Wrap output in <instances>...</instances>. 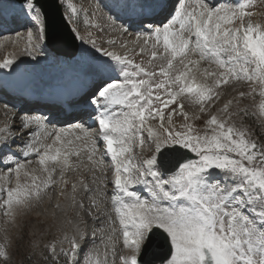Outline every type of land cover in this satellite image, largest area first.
Here are the masks:
<instances>
[{"label": "snow or ice", "instance_id": "snow-or-ice-1", "mask_svg": "<svg viewBox=\"0 0 264 264\" xmlns=\"http://www.w3.org/2000/svg\"><path fill=\"white\" fill-rule=\"evenodd\" d=\"M177 3L179 7L169 21L150 33L155 37L151 58L155 60L159 55L166 60V66L161 64L158 71H149L127 57L104 52L114 63L104 62L96 69L102 79L89 100L92 111L83 114L95 117L98 131L94 135L81 123L74 127L83 133L85 144H91L88 160L96 157L100 139L106 148L104 155H110L114 165L117 191L111 201L116 205L115 212L122 226V245L128 249L127 254L120 257L122 264H144L142 254L147 252L157 231L169 246L160 264H264V148L258 149L244 131L228 126L216 116L207 121L214 127L210 134L204 135L194 133L191 125H185L186 131L175 133L168 129L157 133L152 127H145L150 118L159 120L163 127V110L185 94L196 103L211 101L217 94L215 89L227 84L231 77L258 81L262 89L260 96L264 97V29L251 23L243 26L244 17L251 15L245 11L248 4L233 8L209 5L207 0H194L193 4L187 0L180 4L177 0ZM68 7L71 20L76 9L72 4ZM143 8V0H113L108 11L119 19L120 13L142 15ZM21 11L40 26L43 34L41 17L44 13L38 0H22ZM236 20L241 21V27H227ZM144 25L142 21L141 26ZM28 38L29 55L34 59L43 55V49L31 43V32ZM159 44H162V52L158 53L155 46ZM177 60L183 70L173 74ZM14 63L12 59H5L0 68H11ZM202 63L215 64L223 70L214 84L209 83L208 78L216 77L217 73L208 69L200 72ZM198 72L202 79H198ZM104 76L114 78L105 80ZM157 76L159 80L155 79ZM114 106H120V111H115ZM177 107L181 115H185L184 105L177 104ZM227 108L225 105V111ZM260 115L264 116V102L260 104ZM44 127V119L36 116L23 120L16 131L35 137L36 129ZM143 131L151 140L152 154L134 163L129 154L134 145L143 147L145 144ZM66 135L67 132L60 130L35 143H25L27 150L22 154L25 158L35 154L46 178L33 175L30 185H21L19 177L25 165L11 152L8 133L0 134V168L14 172L17 181L14 188L6 189L7 198L0 205L6 207L5 215L31 207L34 200L46 195L56 183L57 169L61 173L60 180L67 184L65 173L76 167L72 157L79 158L85 149L78 148L73 140H64ZM51 137H54L51 143L47 142ZM80 139L79 135L75 137V140ZM14 142L15 137H12ZM185 149L195 153L197 159H186ZM99 163H103L102 156ZM24 175L31 174L25 171ZM106 180V174L97 176L94 172L91 182L97 185L95 189L83 181L79 189L73 184L72 203L81 211L85 209L83 198L77 199L75 195L79 190L100 212L108 195ZM137 185L144 187L151 197L150 202L133 190ZM249 209L252 215L248 214ZM115 222L112 220L109 227ZM82 238L88 240L86 230ZM70 243L69 251L60 249L58 252L53 247L51 254L57 260L60 254L72 257L68 264H84L88 257H79L83 244L75 239ZM10 260L9 248H0V264H9ZM89 264H107V260H89Z\"/></svg>", "mask_w": 264, "mask_h": 264}, {"label": "rangeland", "instance_id": "rangeland-1", "mask_svg": "<svg viewBox=\"0 0 264 264\" xmlns=\"http://www.w3.org/2000/svg\"><path fill=\"white\" fill-rule=\"evenodd\" d=\"M80 1L81 0H60L65 18H68L71 14L68 7L69 4H72L76 9V13L73 15L71 21L72 23L74 22V29L72 30L79 41L78 54L80 55L81 53L86 57L83 59L84 61L82 64H91L89 62H92L93 67L92 65H87L86 67H92L96 70L101 65V60L106 58L103 54L104 52H112V50L115 51L118 46L125 47L128 43V39H131L134 36V33L123 32L119 23L116 22L106 11L105 6L107 3L101 2L100 0H86L85 2ZM190 1L191 0H187L189 4ZM207 3H210V5L216 4L213 1L211 2V0H207ZM240 4H248L249 6L245 10L252 13V16L244 17L243 26L246 27L249 23L253 25L256 20H260L261 22L260 24L258 23V27L264 29V0H243ZM9 5L10 7L22 8V4H18L14 1L9 2ZM221 5H225L223 1L216 4V6ZM171 14H169V18L165 20V23L169 21ZM160 25H157V27ZM227 27H241V21L236 20L234 24L227 25ZM23 29H25L24 31H30V29L35 30L31 27H24L22 30ZM79 30H82V33L85 35V40L83 41L81 37L77 36L80 34ZM154 30L155 28L139 31L137 36H141V39H145V45L143 46L145 50L144 48L142 49L141 46H138L136 47V50L133 49L135 50L133 53L127 55L128 59L140 64L149 71H158L161 64L166 66V60L161 59L159 55L155 60L151 58V52L154 50L153 46L155 43V37L154 35H150V33H154ZM15 32H17V30L7 33V35H14L13 33ZM2 39H0V60L5 59V53L11 47L9 44H2ZM32 42L31 43L33 45L43 49L44 54L38 55L35 58L37 62L38 57H41L49 60L51 63H55L56 65H63L59 64V59L51 57L49 56L50 54H47L48 52L44 50L39 40L34 39ZM21 44L22 42L19 46H21ZM93 48L96 50L102 49V51L92 53L94 50ZM133 50L129 49L128 52ZM155 50L158 53L162 52V44L156 45ZM79 55H77L76 59L79 58ZM85 59L89 62H86ZM61 60L65 61L64 64L66 66L70 61L64 60L63 58ZM58 65L57 67H59ZM61 67H59L60 70ZM204 69L217 73L216 77L208 78V81L211 84H214V80L216 78H220L219 73L223 71L215 64L209 65L208 63H202L201 66H199L200 72ZM180 70H183V66L179 64L178 60L174 61L173 74L178 73ZM198 74L199 73H197L198 79H202V77ZM26 75L28 76V74ZM155 79L159 80L160 77L157 76ZM36 81H38V79ZM261 90L262 89L258 81L253 82L231 77L229 78V82L227 84H222L219 88H216L215 93L217 94L213 96L211 101H207L205 103L206 111L204 115L200 118L192 115V119H189L191 118L189 117L186 120L183 116H172V121H174V124L178 127L174 129L173 125L169 123L167 129L173 133L176 131L183 132L186 131L185 125H191L193 132L196 134H210L211 129L214 126L208 125L207 121L213 114L218 118V120L226 122L228 126L244 131L247 134L248 139L258 145V149L264 148V116L260 115V104L264 102V97L260 96ZM241 93L244 95L241 96ZM177 101L184 103L185 109H187L186 111L193 114L192 112L197 106L193 98H191L188 94H185V96L179 97ZM225 101H231V106L227 108V111H225V107H223ZM2 104L3 103L0 102V111L7 108ZM10 107L11 109H8L10 111H14V108L12 106ZM114 110L119 112L120 107H115ZM167 113H170V110ZM1 115L2 114L0 112V134L5 132L8 133L9 143L11 144V152L16 154L15 159L25 165V168L21 169L20 172L19 182L21 185H30L32 182L31 177L33 175L39 177V179H45L46 174L41 171V166L38 163L36 155L30 154L27 158H25L22 153L27 150L24 148L26 142L30 141L35 143L37 139L48 136V134H43V128H39V130L36 129L37 131L35 137L26 135L24 137L25 140L21 141L18 140L19 138H15L17 143L13 144L12 137H16L17 135L21 136V132L16 131V129H20L19 126H21L22 121L28 119L29 117L15 111H11L6 117H2ZM45 126L50 128L48 123H45ZM54 126L55 125H53V127ZM94 127H92L94 131L90 128L88 129L93 131L95 134L96 129H94ZM73 132L74 131H71L69 136L74 137L73 141L78 148L85 150L81 152L79 158L72 157L73 163L76 167L65 173L64 179L67 180V184H64L60 180L61 173L60 170L57 169L56 173H54L56 183L47 190V194L43 195L41 199L34 200L31 207L18 209L11 215H5V212L7 211L6 207L0 206V248H9L11 255L9 264H68L72 257L66 258L63 254H60L59 259L57 260V257L51 254V249L54 247L58 252L60 249H63L65 252L71 249L70 241L74 240V233L76 230L75 227L77 226L75 225L76 223H78V225H88L90 230L94 229L91 230L93 235L91 241L89 240L90 245L85 251L79 253L80 258H84L86 256L88 257L87 259H84V264H89V260L96 259H100L101 261L106 259L107 264H122L120 257L123 256V253L126 250L124 249L120 239L121 235L117 223L116 213L109 205L111 202V196L109 195L111 194V168L103 161L105 164L100 166L99 170L98 164H101L99 163L100 157L98 153L93 160H88L87 153L90 151L91 145H86L83 141V136L81 135H79L81 137L80 141L75 140V134ZM164 135H167V133H164ZM51 138H49V141ZM64 139L70 140L71 138L65 136ZM144 140L145 144L143 145L142 150H139L140 153L139 151L136 152V145L133 146L134 155L139 153V155L135 157V162L142 161L152 154L149 150L151 142H149L147 138H144ZM152 148L154 149V145H152ZM98 152L100 153L101 150ZM9 159H12V157H9ZM25 171L29 172L31 175L25 176ZM94 172L97 176L106 174L107 180L105 183H107L106 192H108V195L101 206L100 212H97V210L91 206L92 201L88 198V196L78 190L75 195L77 196V199L83 198L85 205V209L81 211L72 203L71 198L74 195L72 192V185L77 184L79 189L80 182L83 181L90 188L95 189L97 185L91 182ZM16 182L14 172H5L4 168H0V205H2L3 200L7 198L6 189L14 188ZM37 182H39V180ZM86 215H88L87 219H85ZM112 220H115L116 222L114 225L109 227ZM85 221L87 223H85Z\"/></svg>", "mask_w": 264, "mask_h": 264}, {"label": "bare ground", "instance_id": "bare-ground-1", "mask_svg": "<svg viewBox=\"0 0 264 264\" xmlns=\"http://www.w3.org/2000/svg\"><path fill=\"white\" fill-rule=\"evenodd\" d=\"M221 0H218L216 1V4L219 3ZM150 2V1H149ZM152 2V0H151ZM154 2V1H153ZM8 3V1H3L2 2V5H6ZM194 3V0H191L190 1V4H193ZM225 4V3H224ZM227 5V4H225ZM228 5H231V4H228ZM164 7L166 6V2L163 3V2H159L157 3L156 5V8L160 9L161 7ZM239 6V5H238ZM246 11V10H245ZM108 15V14H107ZM166 15V13L164 14ZM259 17V16H257ZM256 17V19H257ZM68 21L70 22V26L73 28V24H72V21L68 19ZM117 21V20H116ZM165 21V20H163ZM260 20H256L254 23H253V26L254 27H258V23L260 24ZM74 23V22H73ZM153 24H148V28H151ZM260 28V27H259ZM29 32L32 33V40L36 39L37 40V37L39 36L40 39V43L43 44L44 42V38H43V34L40 33V26L37 25L36 27V31L34 30H31L30 31L26 30H22V28L18 29L17 32L13 33L14 35H7V33L3 34V39H2V44H9L11 47L10 49H8V51H6L5 53V59H12L15 61V63L11 66V68L8 69L11 70L12 68H21L23 70V72L25 74H28L30 75L33 79H38L39 81H41L42 83H47V82H51V81H54L55 79H62L66 76H73L74 72H75V68L77 65H81L82 62L84 61L83 59L85 58V56H83V54L80 53L79 55V58L76 59V60H70L69 63H68V68L66 67L64 71H61L59 69V67H57V65L55 63H51L49 60L47 59H44V58H41V57H38V62L33 58L32 55H29V38H28V34ZM80 34H78L77 36L83 38V40H85L84 38V34L82 33V30H79ZM124 32V31H123ZM122 35V34H121ZM124 38V37H123ZM149 39V38H148ZM145 39H141V36H137V34L135 33L134 36L131 38V39H128V43L126 44L125 47H122V46H118L116 48L115 51L112 50V52H115L116 54L118 55H121V56H124V57H127L128 55V50H133V49H136V47L138 46H141L142 49L144 48L143 46L145 45V42H144ZM22 42L21 46L20 43ZM33 43V42H32ZM5 44V45H6ZM146 47V46H145ZM91 48V47H90ZM132 48V49H131ZM145 50V48H144ZM48 51V50H47ZM109 52V51H108ZM47 54H50L51 56H53L52 53L48 52ZM57 57V56H55ZM108 58V57H107ZM4 59V60H5ZM4 60L0 61V63H3ZM62 62H64L63 60H61ZM201 66V65H200ZM199 73V72H198ZM199 75V74H198ZM86 76V77H85ZM91 75L89 74V72L86 74V75H83L81 77H85L88 78V77ZM92 78V77H91ZM178 100V99H177ZM22 105H25L24 103H21ZM181 104V103H179ZM198 106H197V110L199 111V107L202 106L203 104H200V103H197ZM225 105H228V107L231 106V102H226ZM2 108V107H1ZM25 108V106L23 107V109ZM8 108H5L3 110H1V116L2 117H6L9 115V113L11 112L9 109V111L7 110ZM22 109V108H21ZM50 113V111H48ZM183 112L185 113V115L187 116V118L191 117L193 114L189 113L186 111L185 107L183 108ZM177 115L179 116H183L185 118V115H181V111H178L176 112ZM27 115H30V116H33L35 115L34 113H30V114H27ZM173 116V115H172ZM57 118V117H56ZM79 118V117H78ZM171 119V118H170ZM74 120V118L69 121L72 122ZM58 119H56L55 122H57ZM81 121L80 120H77L76 123H79ZM55 122L53 124H55ZM169 122V118L167 120V123ZM58 123V122H57ZM56 123V124H57ZM69 123L67 124V126L69 125ZM166 123V124H167ZM73 125H75L74 123H72ZM81 124H83L81 122ZM166 124H163L164 129H167L166 128ZM173 125V128L176 129L178 126L176 124L173 123H170ZM171 125V126H172ZM57 126V125H55ZM54 126V127H55ZM96 126L95 123L93 124H90L88 126H85L86 128H90L92 129V127ZM168 126V125H167ZM20 127V126H19ZM63 127H66V125H64ZM95 128V127H94ZM162 128H159L157 125H155L153 127V130L157 133H160ZM52 130V128H46L44 129V132H42L43 134L47 135L50 133V131ZM78 129H71V131H74V132H78L77 131ZM60 131L58 128L55 127V130L52 132V133H55V132H58ZM94 131V130H93ZM81 133V132H80ZM94 133V132H92ZM26 135H21V136H16L15 138H19L18 140L21 141V140H25L24 137ZM44 136V135H43ZM81 136H83V133H81ZM69 138V137H68ZM64 139V138H63ZM66 140V139H64ZM150 140V139H149ZM83 141L85 142V138L83 137ZM14 143H17L16 140ZM19 143V142H18ZM88 145V144H87ZM90 145V143H89ZM111 161V159H110ZM112 162V161H111ZM142 188L138 189V190H134L137 195L139 196L138 192L141 191ZM110 193L113 195L114 194V191L111 189L110 190ZM149 195V194H148ZM149 199H151L150 195L148 196ZM147 198V199H148ZM111 200V199H110ZM110 204H113L112 201L110 202ZM116 207V205H115ZM75 225H78L77 223ZM81 227H78V229H80ZM92 231H90L89 234H91ZM116 247V246H115ZM112 248V247H111ZM113 249V248H112ZM123 250V249H122ZM128 250V249H127Z\"/></svg>", "mask_w": 264, "mask_h": 264}, {"label": "water", "instance_id": "water-1", "mask_svg": "<svg viewBox=\"0 0 264 264\" xmlns=\"http://www.w3.org/2000/svg\"><path fill=\"white\" fill-rule=\"evenodd\" d=\"M22 3V0H16ZM43 9L45 39L48 48L59 56L74 57L77 53V41L65 22L57 0H38ZM186 159H192L187 152ZM169 252L164 237L157 231L146 253L142 255L144 264H160Z\"/></svg>", "mask_w": 264, "mask_h": 264}]
</instances>
